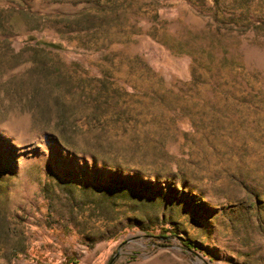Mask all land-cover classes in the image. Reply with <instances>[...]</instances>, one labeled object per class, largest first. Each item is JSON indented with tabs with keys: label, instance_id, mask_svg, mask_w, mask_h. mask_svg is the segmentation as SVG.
Listing matches in <instances>:
<instances>
[{
	"label": "rangeland",
	"instance_id": "1",
	"mask_svg": "<svg viewBox=\"0 0 264 264\" xmlns=\"http://www.w3.org/2000/svg\"><path fill=\"white\" fill-rule=\"evenodd\" d=\"M0 264H264V0H0Z\"/></svg>",
	"mask_w": 264,
	"mask_h": 264
},
{
	"label": "trees",
	"instance_id": "2",
	"mask_svg": "<svg viewBox=\"0 0 264 264\" xmlns=\"http://www.w3.org/2000/svg\"><path fill=\"white\" fill-rule=\"evenodd\" d=\"M48 46L54 47L56 49H63V46L61 44H53V43H47ZM163 237V236H162ZM186 247L190 249V244L185 243Z\"/></svg>",
	"mask_w": 264,
	"mask_h": 264
}]
</instances>
